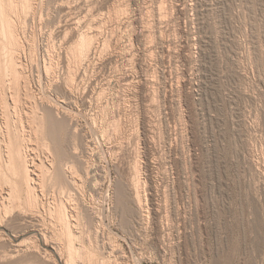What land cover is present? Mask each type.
<instances>
[{"label": "rangeland", "instance_id": "rangeland-1", "mask_svg": "<svg viewBox=\"0 0 264 264\" xmlns=\"http://www.w3.org/2000/svg\"><path fill=\"white\" fill-rule=\"evenodd\" d=\"M31 2V16L22 3L14 19L33 101L13 127L57 177L35 184L40 201L31 195L26 213L2 212L0 264L67 263V234L48 210L57 200L84 247L75 264H264V0ZM85 10L99 33L79 61L66 26ZM28 106L46 122L37 141ZM30 140L49 146L34 153ZM36 219L61 263L36 234L21 251L12 244L8 233L34 231Z\"/></svg>", "mask_w": 264, "mask_h": 264}, {"label": "bare ground", "instance_id": "bare-ground-1", "mask_svg": "<svg viewBox=\"0 0 264 264\" xmlns=\"http://www.w3.org/2000/svg\"><path fill=\"white\" fill-rule=\"evenodd\" d=\"M15 0H0V123H2L0 125V217L3 216L2 212L8 214V211L10 212L8 215L10 216V214H12V212H14L16 209L19 211L23 212L25 211L24 209L27 207L26 204L27 202L31 201V197L33 198V195L35 194L34 189H35V184H39L42 183L43 180L46 178H50L51 174L53 171H50L51 174L47 171V173L50 174L49 177H45L44 176V172H46L43 168L44 164H41L43 162H40V165L38 163H35V159H34V155H31L30 157H27L26 154L23 153L22 151V143H20L19 141V137H15V132L17 135V130L15 127H13L14 122H16L17 118L14 119V113H16L17 107L18 105L21 103L22 101L23 103L26 104H30V99L32 98V94H31V90L28 89V87H26L28 84V82H26L25 77L22 75L21 72V64L19 59H16V50L19 49L21 43H20V39L18 37V32L16 30V25L18 23H16L15 21V16L18 15V13L15 15L16 13V4L14 3ZM17 1V0H16ZM66 1V0H65ZM82 1V0H81ZM87 1V0H85ZM89 2V0H88ZM92 2V1H91ZM23 12L25 11L26 14H28L31 16L30 14V8L33 7V4L31 2V0H24L23 2ZM21 3V4H22ZM35 3V2H34ZM40 3V2H39ZM60 3V2H59ZM66 3V2H65ZM20 4V5H21ZM32 4V5H31ZM71 4V3H70ZM86 4V3H85ZM62 5V4H61ZM69 5V4H67ZM65 6V5H64ZM88 6V5H86ZM20 8V6H18ZM90 8V6H89ZM26 9V10H25ZM92 9V7H91ZM94 9V8H93ZM81 10V9H80ZM18 11V10H17ZM20 11V10H19ZM18 11V12H19ZM22 11V9H21ZM33 11V10H32ZM31 11V12H32ZM37 12V11H36ZM93 13V12H92ZM94 14V13H93ZM23 15V14H22ZM73 15V14H72ZM80 15V14H79ZM89 15L88 10H85V13L83 16H71V18H69L70 23L68 26L66 27H70V32H71V36L72 37H77V41L75 45H71L69 44L70 41H66V45L72 47L71 48V52L74 51V55L76 57V59H79V61L84 60V59H88L94 49V43H93V38L95 36L98 35L99 30L97 25H95L94 22H91L90 20H87L86 17ZM99 16V15H98ZM35 17V16H33ZM67 17V16H66ZM20 18V17H19ZM25 20V19H24ZM31 20V18H30ZM95 20V19H94ZM93 20V21H94ZM97 20V19H96ZM18 21V20H17ZM34 21V20H33ZM20 22V21H19ZM26 22V21H25ZM24 22V23H25ZM96 22V21H95ZM16 23V25H15ZM22 24V23H21ZM62 25V24H61ZM60 26V25H59ZM23 27V26H22ZM65 33V32H64ZM67 33V31H66ZM21 34V33H20ZM69 35V34H67ZM101 35V34H100ZM21 37V36H20ZM69 37V36H67ZM71 37V38H72ZM69 39V38H67ZM28 41V40H27ZM74 42V43H75ZM96 42V41H95ZM64 44V43H63ZM30 47V46H29ZM69 48V47H68ZM21 49V48H20ZM28 50V49H27ZM23 51V50H22ZM64 51V50H63ZM97 51V50H96ZM19 52V51H18ZM26 52V51H25ZM24 52V53H25ZM66 52V51H65ZM70 52V53H71ZM23 53V54H24ZM67 53V52H66ZM62 54V53H61ZM19 55V54H18ZM26 55V54H25ZM67 55V54H66ZM30 56V55H29ZM70 56V55H69ZM71 58V57H69ZM74 58V57H73ZM86 61V60H85ZM54 62V61H53ZM61 62V61H60ZM66 63V68L70 69V65L68 60L64 61ZM63 62V63H64ZM31 63V62H30ZM49 63V62H48ZM64 63V64H65ZM83 63V62H82ZM90 63V62H89ZM23 64V63H22ZM81 64V63H80ZM27 65V64H26ZM52 65V64H51ZM53 66V65H52ZM56 66V65H55ZM89 66V65H88ZM49 67V66H48ZM70 67V68H69ZM50 68V67H49ZM48 68V69H49ZM63 68V66H62ZM75 68V67H74ZM78 68V67H77ZM86 68V67H85ZM73 69V68H71ZM76 69V68H75ZM26 70V68H25ZM67 70V69H66ZM81 70V69H78ZM46 71V70H45ZM50 71V69H49ZM70 71V70H67ZM74 71V70H73ZM48 72V71H47ZM51 72V71H50ZM49 72V74H50ZM85 72V71H84ZM80 73V72H79ZM84 75V74H83ZM55 76V75H54ZM78 76V75H77ZM79 76H81L79 74ZM82 77V76H81ZM53 80V79H52ZM29 81V80H28ZM72 82V81H71ZM30 84V83H29ZM66 85V84H65ZM71 86V85H70ZM22 89H24L26 91V96H23L24 93H22ZM27 89L29 90V92L27 91ZM24 91V92H25ZM22 93V95H21ZM34 94V93H33ZM23 96V97H22ZM31 97V98H30ZM35 97V96H34ZM37 98V97H36ZM42 98V97H40ZM32 100V99H31ZM47 100V99H46ZM33 101V100H32ZM43 101V99H42ZM47 103V102H46ZM38 104V102L35 103V105ZM52 104V103H51ZM21 105V104H20ZM19 105V106H20ZM31 105V104H30ZM47 105V104H46ZM32 106V105H31ZM28 106V108H25V111H23V113H25V119L28 121V127L26 128L27 130H29V135L28 133H26L28 136H33L34 134V138H32V140H36L39 137L37 134L40 131V128H44V123L42 126V121L40 118H42V116H40V118L37 117V115L40 114H36V111L33 109V107ZM42 107V105H41ZM44 107V106H43ZM48 107V106H47ZM57 107V106H56ZM35 108V107H34ZM24 109V108H23ZM41 110V109H40ZM67 110V109H66ZM20 111V109H19ZM63 111V110H62ZM73 112V111H72ZM22 113V111L20 112ZM18 112V114H20ZM40 113V112H39ZM43 113V111H42ZM52 113V112H51ZM63 113V112H62ZM67 113V112H66ZM45 114V113H44ZM50 115V112L49 114ZM82 115V114H81ZM17 116V115H16ZM23 118V115H21ZM21 116H19V120L20 122L23 121V119H21ZM44 117V115H43ZM51 117V116H49ZM54 117V116H53ZM55 118V117H54ZM14 119V120H13ZM48 119V118H47ZM53 120V119H52ZM58 120V119H57ZM51 121V120H50ZM55 121V120H54ZM53 121V122H54ZM49 122V121H47ZM52 122V121H51ZM62 122V121H61ZM18 123V122H17ZM50 123V122H49ZM55 123L57 124V122L55 121ZM25 124V122H24ZM53 124V123H51ZM50 124V125H51ZM61 124V123H58ZM57 124V125H58ZM20 125V124H19ZM23 125V124H22ZM26 125V124H25ZM24 125V127H25ZM49 125V126H50ZM27 126V125H26ZM46 126V125H45ZM52 126V125H51ZM56 126V125H55ZM53 127V126H52ZM19 128V127H18ZM23 128V126L21 127ZM51 128V127H50ZM57 128V126H56ZM60 128V126H59ZM45 129V128H44ZM44 129L41 131V133L44 131ZM49 129V127H48ZM53 129V128H51ZM55 129V128H54ZM19 130V129H18ZM46 130V129H45ZM58 130V129H57ZM56 130V131H57ZM20 131V130H19ZM24 131V129H23ZM50 131V130H49ZM26 132V131H25ZM24 132V133H25ZM28 132V131H27ZM46 133V131H44ZM43 132V135H44ZM54 132V131H53ZM21 133V132H20ZM33 133V134H32ZM104 133V130H103ZM32 134V135H31ZM26 135V136H27ZM39 135L41 136L42 134L39 133ZM19 136V135H18ZM38 136V137H37ZM96 137V136H95ZM94 137V138H95ZM25 138V135H24ZM27 138V137H26ZM23 139V137H22ZM43 139V137H42ZM26 140V139H25ZM30 140V141H32ZM39 140V138H38ZM41 140V139H40ZM29 141V140H28ZM41 142V141H40ZM44 142V141H43ZM41 142V143H43ZM40 143V144H41ZM46 143V142H45ZM45 143H43L45 145ZM39 142L38 144L34 141H32L31 143L28 144V150L33 151L36 149V147L39 149V146H41V148L45 147L43 145H40ZM24 146V145H23ZM49 146V145H47ZM25 147V146H24ZM47 148V147H46ZM45 148V149H46ZM37 149V151H39ZM50 150V148H48ZM46 149V150H48ZM44 150V149H42ZM45 151V150H44ZM42 151V152H44ZM51 151V150H50ZM35 153V151H33ZM52 152V151H51ZM26 153V152H25ZM46 153V152H45ZM50 153V152H49ZM53 154V152L51 153ZM57 154V153H55ZM30 155V154H29ZM36 155V154H35ZM48 155V154H47ZM37 156V155H36ZM36 158V157H35ZM38 160H39V155H38ZM42 161V160H41ZM50 163V162H49ZM52 163V162H51ZM50 163V164H51ZM64 163V162H63ZM53 164V163H52ZM58 164V163H57ZM61 165V164H60ZM64 165V164H63ZM67 165V164H66ZM46 167V164H45ZM70 167V166H69ZM68 167V168H69ZM140 167V166H139ZM5 168H9V170H11L13 172V174H18L17 176H11L10 174L8 175V173L5 171ZM41 170H40V169ZM48 168V166L46 167V169ZM72 168V167H71ZM74 168V167H73ZM72 168V171H74V169ZM50 170V168H48ZM52 169L54 170V168L52 167ZM51 169V170H52ZM70 169V168H69ZM76 169V168H75ZM10 171V172H11ZM42 172V174L40 172ZM55 171V170H54ZM60 171V170H59ZM71 171V170H70ZM76 171V170H75ZM74 171V174L76 173ZM41 175H40V174ZM59 173V172H58ZM57 173V174H58ZM65 173V172H64ZM79 174V172H78ZM34 175V176H33ZM65 175V174H64ZM35 176L37 178H35ZM44 176L45 178L43 179ZM54 176L57 177V175L55 174ZM54 176H51L52 178ZM142 176V174H141ZM42 177V178H41ZM55 177V178H56ZM60 177V174L58 176V178ZM64 177V176H63ZM75 177V176H74ZM73 177V178H74ZM78 178V176H76ZM56 178L57 182L59 179ZM54 179V178H53ZM82 179V178H81ZM135 179V178H134ZM134 179H132L134 181ZM50 180V179H49ZM73 180V179H72ZM74 180H76V178H74ZM137 180V178L135 179ZM42 181V182H40ZM61 182V181H60ZM136 182V181H135ZM43 183H47L46 180ZM43 186V190H44V185ZM59 183V182H58ZM77 183V182H76ZM57 185V183H56ZM40 186V187H41ZM72 186V185H71ZM46 187V186H45ZM56 187V186H55ZM58 187V186H57ZM61 187V186H60ZM63 187V186H62ZM75 188V187H74ZM37 189V188H36ZM40 189V188H39ZM54 189V188H53ZM59 189V188H58ZM63 189V188H62ZM42 190V189H41ZM60 191V190H59ZM43 192V191H42ZM37 193V192H36ZM45 193V191H44ZM43 193V194H44ZM48 193V192H47ZM56 192H53V194ZM64 193V191L62 192ZM46 194V193H45ZM59 194V193H58ZM32 195V196H31ZM38 196V194H36ZM40 195V193H39ZM42 195V194H41ZM31 196V197H30ZM37 196L34 195V199L37 198ZM45 196V195H44ZM52 196V194H51ZM56 196V195H55ZM39 197V196H38ZM43 197V195H42ZM46 197V196H45ZM44 198V197H43ZM42 198V200H43ZM41 199V198H39ZM45 199V198H44ZM56 199V198H55ZM67 199V198H66ZM35 199V202H39L40 200ZM45 201V200H44ZM48 201V200H47ZM56 201V200H55ZM54 201V202H55ZM58 201V200H57ZM57 201L55 203H57ZM60 201V200H59ZM67 201V200H66ZM28 202V204H29ZM34 203V200L32 201ZM50 202V201H49ZM53 202V200H52ZM75 202V201H74ZM43 203V202H42ZM55 203L53 205H55ZM61 203V202H60ZM76 203V202H75ZM36 204V203H35ZM45 204V203H43ZM49 204V203H48ZM58 204V203H57ZM62 204H65L62 202ZM69 204V203H67ZM39 205V204H38ZM41 205V204H40ZM46 205V204H45ZM51 204L50 209L48 208L50 215H54V217H57L59 223L61 224L63 231L67 234V252L68 254V259H67V263L66 264H75V258H77L76 256L79 255V252L82 250L81 245L76 246V239L79 237L75 236L74 232H73V227L75 226V224L73 223L74 217L72 218V216L70 214H67L66 210H69V208H66L64 205H57V206H53ZM72 205V204H71ZM30 206V205H29ZM28 206V207H29ZM42 206V205H41ZM69 206V205H67ZM73 206V205H72ZM27 207V208H28ZM33 207V206H32ZM40 207V206H39ZM38 207V208H39ZM65 208V209H64ZM71 208H74L71 207ZM15 209V210H14ZM33 209V208H32ZM44 209V208H42ZM14 210V211H13ZM16 210V211H17ZM35 210V209H34ZM40 210V209H39ZM15 211V212H16ZM72 211V210H71ZM78 211V210H77ZM14 212V213H15ZM27 210L24 212L26 213ZM20 213V212H19ZM2 214V216H1ZM75 214V213H74ZM5 215V214H4ZM19 215V214H18ZM27 215V214H25ZM32 215V214H31ZM37 215V214H36ZM39 215V214H38ZM17 216V215H16ZM32 217H34L32 215ZM53 217V218H54ZM78 217V216H77ZM36 218V217H35ZM39 218V217H38ZM41 218V217H40ZM43 218V217H42ZM41 218V219H42ZM52 218V216H51ZM3 219V218H2ZM5 219V218H4ZM3 219V220H4ZM23 219V217H22ZM33 219V218H32ZM44 219V218H43ZM56 219V218H55ZM77 219V218H76ZM2 220V221H3ZM24 220V219H23ZM25 220H27V218H25ZM54 220V219H52ZM42 221V220H41ZM24 222V221H23ZM44 222V221H43ZM42 222V223H43ZM80 222V221H77ZM1 224H3L2 222H0ZM34 225V231H26L25 228L30 227L29 226V222L27 223L28 225L23 229H21V231L19 232H9L8 230H6L7 232H9L8 234H10V236L13 239V245L15 247V249H21V247L23 246H27L30 247V245L28 246V244L30 242H32V236L33 234H36V236L40 239L44 250L50 249L52 252L55 253V255L58 256V260L59 263H61L62 261V256L61 254H59V252L56 250L54 245H50L48 243L49 241V234L46 233V231L43 229L41 222L39 221V219H36L35 221L32 220L31 222ZM51 223V222H50ZM31 225V224H30ZM78 225V224H77ZM81 225V224H80ZM44 226V225H43ZM53 226V225H52ZM5 227V226H4ZM78 227V226H76ZM8 228V226H7ZM83 228V227H82ZM10 229V228H9ZM14 230V229H13ZM32 230V229H31ZM47 230V229H46ZM83 230V229H82ZM3 231H5V228L0 227V236H4ZM12 231V229H11ZM79 231V230H78ZM6 232V233H7ZM49 232V231H47ZM83 232V231H82ZM54 233V232H53ZM78 233V232H77ZM76 233V234H77ZM3 234V235H2ZM32 235V236H31ZM80 235V234H79ZM10 237V238H11ZM81 237V235H80ZM1 238V237H0ZM4 238V237H2ZM76 238V239H74ZM6 239V238H5ZM55 240V239H54ZM38 241V240H37ZM79 241V240H78ZM84 240H82L83 242ZM12 242V241H11ZM59 243V242H58ZM49 244V245H48ZM12 245V246H13ZM35 245V243H34ZM40 245V244H39ZM41 245V246H42ZM11 246V245H10ZM89 246V245H88ZM91 246V245H90ZM26 247V248H27ZM38 247V246H37ZM93 247V245H92ZM84 248V247H83ZM14 249V248H13ZM19 249V250H20ZM24 249V248H23ZM38 249V248H37ZM43 249V248H42ZM30 250V249H29ZM11 251V250H10ZM15 251V250H14ZM17 251V250H16ZM21 251V250H20ZM19 252V251H18ZM82 252V251H81ZM85 252V251H84ZM15 253V252H14ZM36 253V252H35ZM50 253V252H49ZM12 254V253H11ZM19 254V253H18ZM47 254V253H46ZM51 254V253H50ZM78 254V255H77ZM16 255V254H15ZM49 255V254H47ZM35 256V254H34ZM52 256V255H51ZM56 256V257H57ZM80 258V255L78 256ZM49 259V258H48ZM54 259V258H53ZM78 259V258H77ZM82 259H84L82 257ZM25 261V260H23ZM90 261V260H89ZM88 262V261H87ZM95 262V261H94ZM27 263V262H26ZM63 264V263H62Z\"/></svg>", "mask_w": 264, "mask_h": 264}]
</instances>
